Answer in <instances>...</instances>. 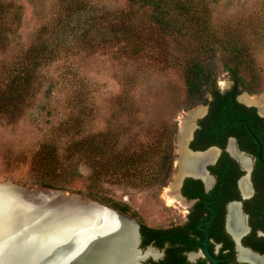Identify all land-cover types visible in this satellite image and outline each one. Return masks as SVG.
I'll return each mask as SVG.
<instances>
[{"label":"rangeland","instance_id":"rangeland-1","mask_svg":"<svg viewBox=\"0 0 264 264\" xmlns=\"http://www.w3.org/2000/svg\"><path fill=\"white\" fill-rule=\"evenodd\" d=\"M85 1L90 6L88 14L91 10L103 11V16L106 12L132 11L136 21L140 19L150 24L147 11L132 7L128 0ZM16 4L19 6L16 9L20 8V21L17 25L10 14L4 22L12 20L0 36V87L6 85L15 68L22 66L32 47L41 42L58 41L52 29L55 21L62 17L59 0H17ZM263 5L264 0H212V13L216 22L225 23L229 18L238 20L250 11H259ZM13 22L17 27L11 32L15 27L11 26ZM139 29L144 30L141 36L145 39V49L137 54L124 45V40L77 47L73 42L68 48L55 47L42 69L36 72V88L32 85L33 95L20 113L8 116L0 112V183L9 184L23 198L37 205L59 203L66 195L92 200L85 193L98 191L109 201L127 203L140 222L171 219L176 209L168 206L164 198L178 174L182 126L190 112L202 108L203 99L214 85L221 88L236 85L240 100L259 103L257 100L264 96V36L253 50V70L241 69L243 83L216 60L218 66L213 79L203 86L199 97L193 98L188 97L180 68L185 62L183 54L188 56V53L178 54L181 44L162 38L153 26L141 28L139 25ZM64 32L58 33L62 41L70 35V30ZM73 39L67 43L71 44ZM171 51L177 52L172 60L174 65L169 63ZM131 75L136 82L129 79ZM246 97L252 100L245 101ZM75 120L78 124H74ZM83 124L85 130L75 132V128ZM112 127L118 132L117 142L114 147L111 141L102 145L100 155L104 160H99L100 165L96 166L83 151V145H77V140L91 132L105 133ZM167 133L171 138L173 166L162 187L153 183L155 172L162 167H143V174L126 176L118 168L108 167V164L101 166L106 159L107 163L114 160L112 154L116 152L121 158L131 153L133 147L139 148L138 143L152 144L158 134H162L163 142ZM49 143L57 145L58 152L51 167L62 172L71 190L48 189L25 180L40 167L36 151ZM94 167L98 174L93 179ZM15 253L17 257L25 255L19 250Z\"/></svg>","mask_w":264,"mask_h":264},{"label":"trees","instance_id":"trees-1","mask_svg":"<svg viewBox=\"0 0 264 264\" xmlns=\"http://www.w3.org/2000/svg\"><path fill=\"white\" fill-rule=\"evenodd\" d=\"M11 1L0 0V36L4 34L12 19L17 25L20 21V8L16 9L19 6L15 5L17 0ZM128 1L132 7L140 9L139 11H147L149 25L140 19L136 21L132 11L106 12V15L103 16V11L91 10L88 14L90 6L85 3V0H59L62 17L55 21V26L52 29L58 35L57 43L41 42L29 50L22 66L15 68L6 85L0 87V112L8 116L20 113L26 100L33 95L34 83L37 81L36 72L42 69L49 54L55 51V47L68 48L73 42L74 47H77L88 43L100 45L124 40V45L132 53L137 54L145 49V39L141 36L142 29H139V25L141 28L155 27L162 38L181 44L178 54L188 53V56L183 54L182 60L185 62L180 67L184 73L188 97L196 98L202 94L203 86L209 83L216 73V66H218L216 60L220 61V66L231 71L238 82L243 83L245 79L241 75V69H246L248 72L253 70V50L257 41L264 36V9H262L264 5L259 11H250L238 20L234 17L229 18L225 23H218L213 17L212 0ZM14 5L15 10H12ZM10 14L12 19L4 22ZM15 23L13 22L11 25L15 26L11 32L17 27ZM76 29L78 30L76 31ZM69 30L68 39L60 40L62 35L58 33L63 31L66 33ZM135 32L137 33L134 34ZM132 36L134 37L132 38ZM72 38L74 39L71 44L67 43ZM176 54L177 52L173 53L172 51L168 54L171 58L169 63L172 65H174L172 60H175ZM129 79H132V83L136 82L134 75H131ZM219 98L227 101L224 103V115L230 117L239 115V112L232 107L231 92L219 96ZM205 100L206 98L203 99V102ZM82 112H84V108ZM74 124H78V122L76 121ZM78 130L82 133L85 130L84 124L82 127L79 125L75 128V132ZM98 136H100L99 139ZM117 138L118 132L112 127L105 133L86 134L79 141L77 140V145H83V151L87 157L94 161V165L99 166V160H104L101 157L102 145L111 141L113 142L111 147H114ZM138 146L139 148L133 147L131 153L121 158H119L118 152L112 154L114 160L107 163L106 159L101 166L107 167L108 164V167L118 168L126 176L143 174V167H162L153 176L154 185L162 187L168 181L173 166V150L169 133L163 136V142L162 134H158L152 144L146 146L138 143ZM56 148L57 145L49 143L46 147L43 146L36 151V159L40 167L35 168L34 173L26 177L27 183L38 184L48 189L71 190L62 172L51 167V163L56 160L58 153ZM105 170L108 169L105 168ZM97 174V169L92 171L93 179L97 177ZM95 187L98 186L95 185ZM85 194L93 201L103 205L108 204L110 208L124 215L130 214L135 217L136 213L130 211L127 203L109 201V199L100 196L98 191H89Z\"/></svg>","mask_w":264,"mask_h":264},{"label":"flooded vegetation","instance_id":"flooded-vegetation-1","mask_svg":"<svg viewBox=\"0 0 264 264\" xmlns=\"http://www.w3.org/2000/svg\"><path fill=\"white\" fill-rule=\"evenodd\" d=\"M229 92L239 115H224L219 96ZM238 92L214 85L182 126V152L201 162L178 166L164 198L176 209L171 219L140 222L121 213L139 225L138 264H264V106Z\"/></svg>","mask_w":264,"mask_h":264},{"label":"water","instance_id":"water-1","mask_svg":"<svg viewBox=\"0 0 264 264\" xmlns=\"http://www.w3.org/2000/svg\"><path fill=\"white\" fill-rule=\"evenodd\" d=\"M256 141L258 142L257 138ZM101 212L106 216L115 217L123 224L120 233L131 227L132 238L129 246L137 253L140 243L139 225L118 211L93 200H81L75 195H66L59 200V203L37 205L23 198L9 184L0 183V262L15 264L16 248L26 245L29 241H36L35 252L27 260L29 264H84L87 255L82 256L81 251L89 246L94 252L99 244L106 245L110 242L116 232L115 227L103 228V224L98 219L100 215L98 213ZM82 217H90L94 220L91 223V228L94 230L91 234L92 238L90 235L82 238L80 234L82 229L72 224L73 219ZM69 218H72L71 222L65 224V228L58 236L35 237L32 233L38 225ZM100 240L104 243H99ZM130 257L128 256L123 264H138L141 259L139 255L135 258ZM92 260L93 258H90L89 262Z\"/></svg>","mask_w":264,"mask_h":264},{"label":"bare ground","instance_id":"bare-ground-1","mask_svg":"<svg viewBox=\"0 0 264 264\" xmlns=\"http://www.w3.org/2000/svg\"><path fill=\"white\" fill-rule=\"evenodd\" d=\"M246 99L252 100V99L247 98V97H246ZM257 101H259V105L261 104L262 106H264V96H262ZM192 115H193V113L190 112L189 118ZM180 154H181V156L179 155L180 158L178 159L177 162H178V166L180 165V170H182V171L188 169V167H186V166H190V165L193 166L191 168H195V167H197V164L201 162V158L189 157V155H186L185 153L182 152V149H181ZM98 214H100L98 219H100L101 223L103 224V228L106 229L107 227L108 228L115 227L116 232L112 236L110 242H108L106 245L99 244L97 246V250H95L94 252L91 251L92 249H89V246L86 249L84 248L81 251V253H82V256L84 254H85V256L87 255V259L83 263L84 264H123L128 256H131L130 258H132V257L135 258L136 256H138L136 251L131 246H129V242L132 238L131 227L124 229V231H122L123 233H120V231L123 228V224L118 219H116L113 216H106V214H103V212L98 213ZM90 217L89 218L82 217L79 219L76 218V219L72 220V224L74 226L77 225L78 227L77 226L76 227L78 229H82V231L80 233V234H82V238L86 237L88 235H90V237L92 238L91 234H93L92 232H94V230L91 228V223L94 220H93V218H90ZM71 219L72 218H69V219L64 220V221H57V222L52 221L51 223H43V224L35 227L33 229L32 233L35 237H43L45 235L58 236L62 232V229L65 228V226H66L65 224L71 222ZM95 219H97V218H95ZM232 219L235 223H237L239 221V218L236 214L233 216ZM71 229H73V228H71ZM0 231H1V227H0ZM103 232H101V233H103ZM35 242L36 241H33V242L29 241L26 245H22V247L16 248L15 252L18 250H19V252L23 251L25 253V255L23 257H21V256L17 257L15 255L16 256V261H15L16 263L15 264H29V262L27 260L35 252V249H34V245L36 244ZM99 243H104V241L100 240ZM90 258H93V260L91 262H89ZM3 264H4V262H3Z\"/></svg>","mask_w":264,"mask_h":264}]
</instances>
